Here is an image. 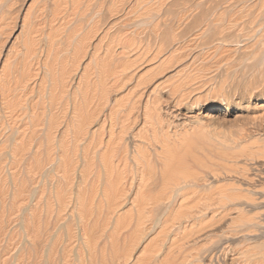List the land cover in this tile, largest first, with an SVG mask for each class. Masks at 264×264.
Here are the masks:
<instances>
[{
	"label": "bare ground",
	"instance_id": "bare-ground-1",
	"mask_svg": "<svg viewBox=\"0 0 264 264\" xmlns=\"http://www.w3.org/2000/svg\"><path fill=\"white\" fill-rule=\"evenodd\" d=\"M50 3L0 12V264H264V0Z\"/></svg>",
	"mask_w": 264,
	"mask_h": 264
},
{
	"label": "rangeland",
	"instance_id": "rangeland-1",
	"mask_svg": "<svg viewBox=\"0 0 264 264\" xmlns=\"http://www.w3.org/2000/svg\"><path fill=\"white\" fill-rule=\"evenodd\" d=\"M21 1L23 2V0H21ZM21 1H20V2H21ZM29 1H30V2H29ZM49 1H50V0H48V1H46V0H41V1H40V0H37V1H36V0H32V1H31V0H24V3H25V4L23 3L24 5H22V3L20 4V2H17L16 4L13 5L14 7H13V6H12V7H8V8H9L8 10L5 8L6 10L3 9V10H0V12H1V14L4 13L3 16L11 15V14H13L14 12H15V14H13L14 16H17L18 14H19L18 16H23V15L28 14L30 11H31V13H33L36 9H38L39 7H41V6H43V5H44V6L47 5L48 7L51 6V5H53V3H52V4L50 3L52 0H51L50 2H49ZM98 1H100V0H98ZM98 1L95 0V3L98 2ZM104 1H105V0H104ZM31 2H32V3H31ZM39 2H40V3H39ZM45 2H46V3H45ZM47 2H48V3H47ZM27 3H28V4H27ZM36 3H37V4H36ZM43 3H44V4H43ZM95 3H94V0H92V4H91V7H90V8H92V7H93V4L95 5ZM45 4H46V5H45ZM49 4H50V5H49ZM25 5H26V7H25ZM32 5H33V6H32ZM81 5H82V4H80V7H81ZM15 6H16V7H15ZM17 6H19L20 8L17 7ZM21 6H22V7H21ZM48 7H47V8L44 7V10L42 11L43 14L41 13V15H40L41 18H39V24H40V27H42V28L39 27V29L47 30L48 27H46V24H47V25L49 24L48 26H50V22L48 23V20L51 21V16H52V12H51V11L53 10V7L51 6V7H52L51 9H50V7H49V10H48ZM12 8H13V9H12ZM16 8H18V9H16ZM35 8H36V9H35ZM11 9H12V10H11ZM19 9H22V10H20V12L18 13ZM255 9H256V8H255ZM255 9H254V10H255ZM4 10H5L6 12H4ZM17 10H18V11H17ZM24 10H25V11H24ZM45 10H46V11H45ZM47 10L49 11V14H48V11H47ZM50 10H51V11H50ZM252 10H253V9H252ZM2 11H3V13H2ZM8 11H9V12H8ZM11 11H12V13H11ZM7 12H8V13H7ZM16 12H17V13H16ZM22 12H23V13H22ZM45 12H47V13H45ZM50 12H51V13H50ZM63 13H64V10H63ZM44 14H45V15L48 14V15L44 16ZM0 16H1V15H0ZM59 16L62 18V11H61V13H60ZM59 16H58V18H60ZM250 17H251V16H250ZM250 17H249V16H248V17H245V18L241 19V21H242V22L245 21V22L247 23V22L249 21ZM46 18H47L48 20H47ZM58 18L56 19V22H58V21H57ZM246 18H247L248 20H246ZM41 19H42V20H41ZM45 20H46V21H45ZM43 22H44V23H43ZM45 22H46V23H45ZM245 22H244V23H245ZM41 24H42V25H41ZM43 25H44V26H43ZM18 32H19V33H17V34H20V33H21V28L19 29ZM19 36L21 37V35H18V36H17V37H18V38H16L17 41L15 40V41L10 42V45H9V46L12 45L11 48L9 47V51H10V52L12 51V48H14V47L17 46L16 44L19 45V41H18V40L20 39ZM17 42H18V43H17ZM14 43H15L16 46H13ZM44 43H45V42H44ZM45 45H46V43H45ZM9 51L7 50V53L11 55V53H9ZM140 117H141V119H142L143 116H140ZM233 120H234V118H233ZM233 120H231V121H233ZM228 122H229V121H228ZM228 122H227V123H228ZM228 124H230V125H227V124H226V125L228 126L229 129H232V128L234 127V122H232V123L230 122V123H228ZM226 125H225V126H226ZM227 126H226V127H227ZM230 126H231V127H230ZM4 244H5V243H4ZM4 244L2 245L3 247H5ZM236 247H237V246H236ZM74 252H75V251H74ZM230 264H231V263H230Z\"/></svg>",
	"mask_w": 264,
	"mask_h": 264
}]
</instances>
